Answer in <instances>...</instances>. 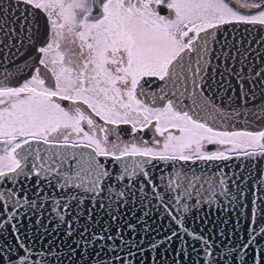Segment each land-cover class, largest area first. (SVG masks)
Here are the masks:
<instances>
[{"label": "snow or ice", "instance_id": "snow-or-ice-1", "mask_svg": "<svg viewBox=\"0 0 264 264\" xmlns=\"http://www.w3.org/2000/svg\"><path fill=\"white\" fill-rule=\"evenodd\" d=\"M236 3L255 11L241 14L231 0H104L102 17L73 32L62 0H11L0 16L5 80L13 75L9 57L34 42L36 9L48 14L52 36L36 49L30 79L15 87L0 82V141L11 145L0 155V264H78V254L93 258L86 264H137L146 246L152 264H166L168 252L176 254L172 264H183L197 244L204 264H246L249 250L253 264H264V183L255 172L264 160V130L236 127L242 116L260 118L248 103L256 84L264 85V63L256 66L264 61V36L253 47L251 39L223 34L233 24L264 29V0ZM161 7L175 11V22L160 15ZM69 36L88 52L87 60L68 53L77 67L84 60L78 72L61 54L60 41ZM122 125L129 126L127 140ZM229 162L240 172H226ZM205 206L236 217L217 233L235 237V246L217 252L211 229L186 226ZM98 210L108 219L94 231ZM25 220L33 236L53 237L46 247L32 246Z\"/></svg>", "mask_w": 264, "mask_h": 264}, {"label": "water", "instance_id": "water-1", "mask_svg": "<svg viewBox=\"0 0 264 264\" xmlns=\"http://www.w3.org/2000/svg\"><path fill=\"white\" fill-rule=\"evenodd\" d=\"M11 2V0H0V16L5 15V7ZM15 13V8L9 9V12ZM36 15L30 17V21L33 24V43L31 45H27L26 47H22L21 51L23 52V55L17 54L16 58L9 57V59L12 60L11 63L7 64V68L9 72L13 73L11 77H8V79L5 80L3 75H0V82L8 84V86H20L24 81L31 78L33 75L34 69L33 65L38 63L39 54L37 53L36 49L38 47H46L50 40L51 36V30L49 21L47 18L46 13L41 9L35 10ZM19 15V13H17ZM13 17H9L8 20L5 22L6 24L12 20ZM17 30L19 31V22H16ZM226 31L223 33L224 35L231 38L232 35H236L237 37H241L246 41L249 39L252 40L253 47H256V42L260 39V37L264 36V29L261 28L260 25H244V24H233V25H225L223 26ZM233 27L238 29L235 33L232 32ZM257 29L256 31H253V29ZM8 41L5 40V43ZM15 42V41H14ZM245 44V46H246ZM2 47V46H0ZM3 57L4 54L0 52V64L3 63ZM261 63H264V61H257L256 66L259 67ZM17 65H20L21 67H17ZM46 71V70H44ZM48 76H51V73L48 72ZM54 81V78L52 79ZM51 81V82H52ZM50 81L46 80V85L49 84ZM155 87V85H153ZM233 87L236 88L237 93L239 91L238 85L236 84L235 80L233 79ZM264 88V85H261L259 83L256 84V99L255 100H249L248 107L253 108L255 111L258 112V115L260 118L253 119L252 117H241L236 122V127L238 130H244L247 128V130L256 132L264 130V112H261L260 109L264 108V95H261V89ZM238 106V101L237 105ZM232 164V167L226 168L225 171L231 173L233 170L236 172H240V164L238 162H229ZM163 167V165H161ZM215 171V169H213ZM256 178L260 179L261 183H264V178L260 177L261 173H264V160H260L256 165ZM246 173H241V175H245ZM28 190L29 195L31 196V193L35 191L33 187V182H28ZM89 202L85 203V215H87V208L89 207ZM141 213L138 211L136 215H140ZM128 215H131L129 213ZM158 215V214H157ZM201 217L205 218L204 220L200 219ZM107 217L104 214L103 210H98L94 213V221L98 222L96 223V227L93 229L94 231H100L102 226L105 225L107 222ZM157 217L154 216L153 220H156ZM225 219H228L229 224L228 227L225 228L223 221ZM236 217L233 216L231 213H229L227 216L224 212L218 210V209H212L209 210L207 206L205 208L200 210H195L189 216L186 220V226L189 228H193L197 231H199L201 228L204 229L205 232H209L211 229V235L210 239H215V245H216V251L219 252L221 248H227L230 246H235L239 241L233 237L230 240L228 239H222L220 238L217 233L219 232L220 228H225V231H227L231 226L235 223ZM206 221V222H205ZM83 218L81 219V223H83ZM152 222L151 220L149 221ZM258 224L260 226H264V212L260 214ZM25 228L23 230H26L30 236H33V226L29 224L27 220L24 221ZM248 222L245 221L243 224L244 228H247ZM51 227V225H50ZM173 227L175 225L173 224ZM246 235V233H244ZM155 234L153 233L152 236ZM237 235H240L238 233ZM4 237L7 241H10L12 243H15L12 235L10 232L4 233ZM63 235L61 234L59 237H56V243L59 244V241L61 239H64ZM139 238V237H137ZM53 239V237H49L46 234H40L36 233L33 236V239L31 241V244L34 248L39 250L42 247H46L48 244V241ZM151 239V237H149ZM3 240H0V243H3ZM260 247H264V240L260 241ZM67 251V249H64ZM254 253L249 250L247 253L246 258V264H253V257ZM203 253L200 250L199 244L196 245L195 249H190V255L183 260V264H204V261L202 259ZM73 260L77 261L78 264H86L90 259H93L91 257H83L81 258L79 254L72 258ZM164 259L166 264H172V261L176 259V254L173 252H168L167 254H164ZM64 264H69V260L65 259ZM137 264H152V252L147 249V246L145 247L144 253L141 255V257L138 258Z\"/></svg>", "mask_w": 264, "mask_h": 264}, {"label": "flooded vegetation", "instance_id": "flooded-vegetation-1", "mask_svg": "<svg viewBox=\"0 0 264 264\" xmlns=\"http://www.w3.org/2000/svg\"><path fill=\"white\" fill-rule=\"evenodd\" d=\"M102 1H104V0H100V3L101 4H102ZM249 2H251V0H249ZM230 6L233 7V8H235V9H237L241 14H248V15H250V14H252L255 11V10H248V9L243 8V7H240V5L236 3V0H231ZM159 13H160V15L164 16L167 19L168 22H175L176 13H175L174 10H172L170 12L169 9L164 8V7H161L159 9ZM46 15H47V18H48V14L47 13H46ZM101 15H102L101 8L99 6H96L94 8V11L92 13V17H90V19L100 18ZM49 25H50V22H49ZM50 30H51V25H50ZM51 36H52V32H51ZM51 36H50V40H49L48 43L51 42ZM75 49L76 50H72L70 48H66L65 50H61V51H62V54L65 53V56H66V61H65L66 66L72 67L74 71L78 72L79 71V67H83L84 60H87L88 53L86 52V49H83V48H80V47H77ZM68 53H70L72 56H75L77 53H80L81 56H83L84 60H81L79 62V67H77V65L72 62L71 57L68 55ZM50 67H51V65H50ZM52 82L54 83V81H52ZM60 103H61V106L62 107H65L66 110L69 109V107H70V102L69 101H60ZM79 106L82 108V110H87V106L86 105H79ZM87 111H90V110H87ZM96 119L99 120L98 117ZM121 127H122V129H125V131H122L121 132V135L123 136V138L125 140L129 139L130 138V129H129V126L122 125ZM171 131L177 132L178 130L177 129H171ZM144 136H145V139H149V140L151 139V133L150 132H147L146 131L144 133ZM209 147L210 148H215L216 146L213 145V146H209ZM10 148H11V145L5 144L4 142L0 141V155H3L5 149L10 150Z\"/></svg>", "mask_w": 264, "mask_h": 264}, {"label": "clouds", "instance_id": "clouds-1", "mask_svg": "<svg viewBox=\"0 0 264 264\" xmlns=\"http://www.w3.org/2000/svg\"><path fill=\"white\" fill-rule=\"evenodd\" d=\"M107 2L110 6L113 4V0H107ZM119 2L121 6L124 5V0ZM62 3L68 13L67 27L73 32L85 30L97 21L98 18L90 19L96 6L103 9V4H98V0H62Z\"/></svg>", "mask_w": 264, "mask_h": 264}, {"label": "rangeland", "instance_id": "rangeland-1", "mask_svg": "<svg viewBox=\"0 0 264 264\" xmlns=\"http://www.w3.org/2000/svg\"><path fill=\"white\" fill-rule=\"evenodd\" d=\"M103 2L104 1H102V3ZM69 39L70 40H68V41H63V40L60 41V45H61V49L60 50H65L66 48H70L72 50H76L75 48L79 47L81 41L79 40L78 36L77 37H75V36H69ZM71 40H74V43ZM61 54H62V52H61ZM54 57H55V51H53L52 53H50V58H54Z\"/></svg>", "mask_w": 264, "mask_h": 264}]
</instances>
